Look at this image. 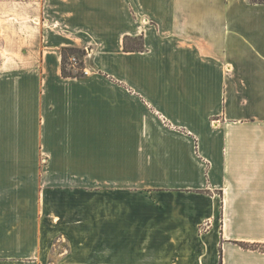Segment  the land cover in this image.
I'll return each mask as SVG.
<instances>
[{
	"label": "crops",
	"instance_id": "crops-1",
	"mask_svg": "<svg viewBox=\"0 0 264 264\" xmlns=\"http://www.w3.org/2000/svg\"><path fill=\"white\" fill-rule=\"evenodd\" d=\"M41 15L0 67V264H264V4ZM63 47L88 75L63 76Z\"/></svg>",
	"mask_w": 264,
	"mask_h": 264
},
{
	"label": "rangeland",
	"instance_id": "rangeland-1",
	"mask_svg": "<svg viewBox=\"0 0 264 264\" xmlns=\"http://www.w3.org/2000/svg\"><path fill=\"white\" fill-rule=\"evenodd\" d=\"M46 0H0V67L9 62L12 56L20 55L23 51L29 50L33 45L40 41L38 26L41 23L42 8ZM138 45H142V41H138ZM30 44V45H29ZM30 47V48H29ZM25 49V50H24ZM83 56L85 60L88 55ZM76 57L71 58L72 59ZM77 59L78 71L79 59ZM71 68V66H68ZM87 70L86 66L83 71ZM88 75V73L86 74ZM154 114L155 111H154ZM159 118V124H169L165 117L156 114ZM151 120V117L149 118ZM144 124H149L144 120ZM212 222L206 221L199 226L200 233L207 234L212 229ZM57 251H64L65 248L59 244Z\"/></svg>",
	"mask_w": 264,
	"mask_h": 264
},
{
	"label": "trees",
	"instance_id": "trees-1",
	"mask_svg": "<svg viewBox=\"0 0 264 264\" xmlns=\"http://www.w3.org/2000/svg\"><path fill=\"white\" fill-rule=\"evenodd\" d=\"M253 3L264 4V0H251ZM144 48L143 45L139 46H130L128 41H125V50L126 51H134V50H142ZM62 54V74L64 77H74V78H83L85 77V73L83 69L85 68V62L83 60V56L87 54L86 49L78 48V47H63L61 48ZM76 57L79 61L78 71L73 69L71 58ZM68 66H71L69 68Z\"/></svg>",
	"mask_w": 264,
	"mask_h": 264
},
{
	"label": "built area",
	"instance_id": "built-area-1",
	"mask_svg": "<svg viewBox=\"0 0 264 264\" xmlns=\"http://www.w3.org/2000/svg\"><path fill=\"white\" fill-rule=\"evenodd\" d=\"M72 62H73L74 68L77 70V68H76V66H77V59L76 58H73L72 59ZM84 73L87 74L88 72L86 70H84Z\"/></svg>",
	"mask_w": 264,
	"mask_h": 264
}]
</instances>
